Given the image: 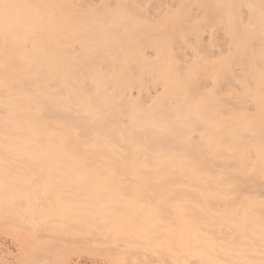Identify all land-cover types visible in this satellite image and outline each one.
I'll use <instances>...</instances> for the list:
<instances>
[{
    "label": "bare ground",
    "instance_id": "obj_1",
    "mask_svg": "<svg viewBox=\"0 0 264 264\" xmlns=\"http://www.w3.org/2000/svg\"><path fill=\"white\" fill-rule=\"evenodd\" d=\"M10 183L32 201L0 192V219L75 195L156 259L264 264V0H0Z\"/></svg>",
    "mask_w": 264,
    "mask_h": 264
},
{
    "label": "rangeland",
    "instance_id": "obj_2",
    "mask_svg": "<svg viewBox=\"0 0 264 264\" xmlns=\"http://www.w3.org/2000/svg\"><path fill=\"white\" fill-rule=\"evenodd\" d=\"M24 167L33 174V177H37L36 168L29 166ZM59 179H61V177ZM53 184L56 185V183ZM41 186L45 187L52 185L47 181L34 185L35 188H39ZM4 187L5 188L3 189H1L2 186L0 187V192L5 191L6 193L17 194L18 191H21L24 194V198L22 199L15 196V200L21 206V209L24 205L23 201L25 202L27 200L26 203H31L32 199L30 198L32 197H29V200L25 199L29 196V187H21L14 183H10ZM64 190H66V188ZM48 196L45 199L42 198L44 203L41 200L38 204L42 208H46L50 211L52 206L55 202L57 203L59 199L55 192H51L49 198ZM38 199L40 200V198ZM63 200L70 206V208H62L61 210V212H65L64 219H61L59 216H57L58 219L51 217L50 220L48 219L47 221H43L44 224H41L42 222L40 221L41 223L39 225H34L35 223L32 224L31 221H29V223L26 221L29 216H25L24 213L14 215L6 213L4 216L5 219H2L1 217L0 264L171 263V257L167 254V252L162 253V256L160 255L163 259H161L160 256L158 257V259L160 258L162 262L160 260L158 261V259L154 256L155 254L153 255V258L152 254H150L151 252L147 250V246L145 244L141 245V242L139 240H134V238L129 237L130 239H126L127 241L123 240L125 238H121L122 240H118L116 238L114 242V239L111 240V233L109 235L110 237L107 238L106 236L109 233L106 234V230L102 228V225L98 228V224L100 225V222L98 223V221L95 224H92L95 225V227L97 226L96 229L92 228L93 226L89 228L83 222L86 210L83 208L82 202L78 201L75 195L66 197V199L62 198L60 201L64 202ZM50 205L51 207H49ZM108 220L112 221L114 220V217H110ZM99 229H103V231L100 230V233ZM103 233L106 234L104 235L105 237L101 236ZM117 241H119L121 245H119L120 243ZM129 241L131 243L130 245L127 243ZM137 241L140 242L141 246L136 244L133 245V243H136ZM108 242L111 243L109 244ZM139 242L137 243L139 244ZM127 247L128 249L130 248V251H126L124 249H127Z\"/></svg>",
    "mask_w": 264,
    "mask_h": 264
}]
</instances>
